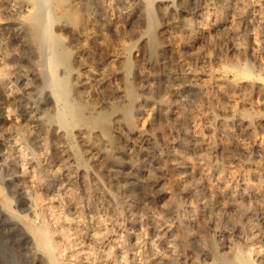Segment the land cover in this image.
Instances as JSON below:
<instances>
[{"label": "bare ground", "instance_id": "6f19581e", "mask_svg": "<svg viewBox=\"0 0 264 264\" xmlns=\"http://www.w3.org/2000/svg\"><path fill=\"white\" fill-rule=\"evenodd\" d=\"M81 1H85L86 16L96 24L97 30H108L115 38L113 47L106 53L108 71L93 77L74 74L72 93H66L57 71V51L51 43L54 35L51 10L56 0H44L41 37L45 41L42 43L49 46L46 49L43 45L48 51L46 88L51 115L49 125L45 122L41 135L33 140L49 154V159L38 160L39 172L33 171L29 176L23 169L19 175L25 182L31 177L34 183L21 188L29 205V215H24L27 218L5 208L9 201L0 187V206L23 231L35 258L42 263L63 264V253L70 252L79 259L65 264H114L99 251L103 232L99 233L114 226L130 209L138 183L153 177L145 171L124 172L121 165H138L139 157L143 156L157 168L161 166L150 139L133 131L131 119L134 86L145 75L143 61L146 50L151 48L145 37L154 30V47L165 51L169 66L174 69L171 90L189 83L201 93L188 114H177L172 97L162 99L158 108L157 129L172 140V154L180 157L176 167L182 173L184 188L202 187L196 205L209 208L207 213L192 214L189 219L214 226L221 211L227 214L231 224V231L192 238L183 220L181 234L174 235L168 247L171 243L182 246L197 239L212 251L208 264H264V0ZM181 15L186 17L185 25L176 30ZM248 16L252 19L243 26ZM32 19L37 20L38 15ZM62 33L70 34L71 41L77 38L65 26L58 28L57 35ZM88 53L90 49L86 46L75 47V61L83 65ZM114 92L121 93L122 101L112 99ZM109 119L111 125H107ZM146 127L149 131L153 129L151 122ZM107 129L113 132V138ZM69 136L79 152L74 151V144L69 145ZM52 183L59 185V193L46 198L44 204L36 192L47 193ZM76 192L83 195L87 205L84 212L80 210L81 196ZM214 200L219 204L217 207ZM181 203H188L187 199L170 198L173 211ZM215 235L222 237L220 245ZM118 263L127 264L123 257Z\"/></svg>", "mask_w": 264, "mask_h": 264}, {"label": "rangeland", "instance_id": "374dc122", "mask_svg": "<svg viewBox=\"0 0 264 264\" xmlns=\"http://www.w3.org/2000/svg\"><path fill=\"white\" fill-rule=\"evenodd\" d=\"M84 2L81 0H56V4H53L51 10L54 20L52 24L54 35L51 43L54 44V49L57 51L58 74L66 88V93L69 95L72 93L74 74L93 77L100 74V72L108 71L105 64L106 53L115 43V38L110 31H106L105 29L97 30L96 24L86 16L88 10ZM43 4L46 5L44 0H0V187L2 188L0 189L5 193L9 201L8 203H10V205L6 203L5 208L8 207L7 210L18 212L17 214L23 217L29 215V205L23 197L21 188H23V185L33 186L34 183L33 181L31 182V177L26 182L22 181L19 175L23 169L28 171L29 176L33 174V171L34 173L36 171L39 172L38 160L40 158L49 159V154L43 151L33 140V137L41 135L43 126L49 125L48 120L51 115V106L46 88L48 69L47 65H45L48 53L46 49L49 46L42 43L44 39L41 37L43 36L44 28L42 16L44 14ZM35 14L38 15L37 20L32 19V16ZM81 18L83 19V23L78 24V20H81ZM185 19L184 15L180 16L176 30H180L185 25ZM251 19L248 16L242 22V25L244 26L245 22ZM62 26H65L69 32L75 33L77 38L71 41L70 34L68 33H62L61 36H58V28ZM153 33L154 30L145 37V42L151 48H148V51L146 50L147 54L143 61L145 75L141 82L139 81L140 83L138 82L134 86L135 98L131 103V119L134 124L133 131L135 130L138 135L145 139H150L151 148L155 157L160 161L161 166L157 168L143 156L139 157L140 163L138 165L135 164L131 167L122 163L121 166L122 168L124 167V172L145 171V173H150L154 178L152 177L150 181H147L145 178L142 179L137 185L139 188L137 187L131 196L132 203L130 209L124 212V215L122 214L114 226H109L100 231L99 234L103 233L101 235L102 239L99 251H102L104 259L114 264H119L118 262H120L121 257L126 260L127 264H193V262L194 264H208V259L212 257V251L207 246H202L197 239L189 240L186 243L188 245L180 246L171 243V247H168L172 237L181 234L180 222L183 220H185L186 229L192 238L211 236V233L216 231H231V224H228L227 214L221 211H219V221L217 220L214 226L206 224V222H204L205 225H202L203 222L201 223L197 220L195 221L197 223H195L189 219V216L192 214L201 215L207 213L209 208L196 205L198 204L196 200L198 195L203 193L202 187H197L194 189L195 191L184 188L185 185L181 178L182 173L176 167L180 162V157L177 154H172V140L167 139V136L157 129L159 122L158 108L162 99L172 97L177 114H188L193 109L195 102L200 99L201 93L197 87L189 83L178 86L175 91L171 90L174 69L170 68L171 66L167 62L165 51L154 47L152 41ZM43 45L47 46L46 49ZM78 46H86L90 49V53L84 57L83 65L75 61L74 48ZM251 67L255 69L256 66L252 65ZM120 94V92H114L112 99L114 101L116 99L117 102L122 101V95ZM95 106H98V104H95ZM250 107L252 110H255V107ZM144 120L145 123H143ZM147 122H151L153 127L150 131L146 127ZM109 124L111 125V119L107 122V125ZM107 131L109 137L113 138V132L110 129H107ZM67 140L70 146L74 144V151L79 152L73 137L69 136ZM214 155L219 159V155ZM14 158L16 159L15 161ZM58 186L57 183H52L47 193L37 190L36 194L41 195L45 204L49 196L59 193ZM76 194L78 197L81 196L80 210L84 212L87 205L82 198L83 195L80 192H76ZM184 197L188 203H181L179 209H174L173 211V208L170 206V198L181 199ZM217 204L218 202L214 200L215 207H217ZM215 212L218 211L216 210ZM255 221L258 222L257 219ZM47 224H49L48 220ZM86 225H89V223L86 222ZM202 228L205 231H201ZM22 232L16 222L0 206V264H47L39 262L35 258L32 247ZM153 235L157 236L153 237ZM215 237L220 245L222 237L220 235H215ZM71 239L73 240V238ZM257 245H260V242ZM163 246L166 247L164 248ZM156 257L157 259H155ZM61 259L63 264H65L68 261L77 262L79 258L75 254L65 252Z\"/></svg>", "mask_w": 264, "mask_h": 264}]
</instances>
